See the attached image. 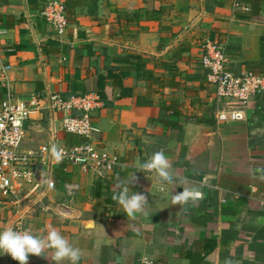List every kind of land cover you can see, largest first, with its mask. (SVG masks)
Here are the masks:
<instances>
[{
    "label": "crops",
    "instance_id": "1",
    "mask_svg": "<svg viewBox=\"0 0 264 264\" xmlns=\"http://www.w3.org/2000/svg\"><path fill=\"white\" fill-rule=\"evenodd\" d=\"M44 1L0 0V68L10 66L12 91L25 101L96 92L104 105L91 114L92 141L120 164L106 175L65 162L35 169L38 192L47 176L55 185L44 200L50 209L27 213L28 231L60 232L81 250L79 264H138L142 256L264 264V94L247 103L244 120L217 122L214 87L199 61L211 40L223 47L228 70L260 73L264 0H61L68 21L61 36L39 14ZM61 117L33 113L20 148L81 141L62 130ZM157 151L171 166L168 181L138 170ZM128 179L129 192L146 198L133 215L113 199ZM180 184L201 198L173 204ZM12 214L0 199V229L11 227ZM43 255L27 264H53L51 250ZM0 264L19 262L4 254Z\"/></svg>",
    "mask_w": 264,
    "mask_h": 264
},
{
    "label": "built area",
    "instance_id": "2",
    "mask_svg": "<svg viewBox=\"0 0 264 264\" xmlns=\"http://www.w3.org/2000/svg\"><path fill=\"white\" fill-rule=\"evenodd\" d=\"M238 5V4H236ZM43 20L52 26L55 34L61 36L67 26L65 4L61 0H45L39 12ZM206 70V80L214 87L217 122L245 119L247 103L256 95L264 94V66L260 73L227 69V59L223 47L215 41L206 40L199 57ZM10 66L0 68L2 99L0 101V199L13 210L11 227L27 230L26 216L33 207L50 209L46 203V191L54 188V180L47 176L44 190L38 192L40 184L34 180V170L50 167L60 162L77 166L82 171H93L106 175L120 164L119 156L98 148L92 141L97 128L91 120L94 110L103 107L104 102L96 92L71 95L64 99L57 93L34 95L30 100L15 97L7 71ZM48 110L61 113V128L64 132L82 138L71 145L50 141L36 148L22 150L25 136L24 123L33 113ZM62 150V158L57 161L52 155V147ZM73 193L77 186L66 184ZM31 255V254H29ZM138 264H159L153 258L142 256Z\"/></svg>",
    "mask_w": 264,
    "mask_h": 264
},
{
    "label": "clouds",
    "instance_id": "3",
    "mask_svg": "<svg viewBox=\"0 0 264 264\" xmlns=\"http://www.w3.org/2000/svg\"><path fill=\"white\" fill-rule=\"evenodd\" d=\"M51 151L57 161L62 158L63 152L56 146H53ZM170 167L165 153L157 151L144 161L138 170L155 171L162 180L168 181L171 179ZM128 184L129 179L118 192L113 194V199L123 207L126 215H133L143 211L146 198L142 193L129 192ZM178 186H182L183 190L173 194V204L183 205L201 198V193L198 190L185 189L182 184ZM46 249L52 252L53 264H61L62 261H68L69 264H79L81 260V250L70 244L55 229L48 231L44 236L27 230L20 231L14 227L0 229V256L8 254L19 264H27L29 254L47 258L48 256L43 255Z\"/></svg>",
    "mask_w": 264,
    "mask_h": 264
},
{
    "label": "trees",
    "instance_id": "4",
    "mask_svg": "<svg viewBox=\"0 0 264 264\" xmlns=\"http://www.w3.org/2000/svg\"><path fill=\"white\" fill-rule=\"evenodd\" d=\"M130 18H133V15L132 16H130ZM263 69V68H262Z\"/></svg>",
    "mask_w": 264,
    "mask_h": 264
}]
</instances>
